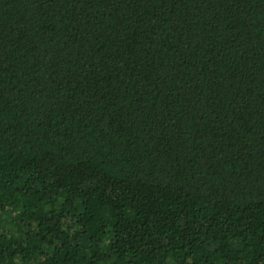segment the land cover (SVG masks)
Wrapping results in <instances>:
<instances>
[{
  "label": "trees",
  "instance_id": "16d2710c",
  "mask_svg": "<svg viewBox=\"0 0 264 264\" xmlns=\"http://www.w3.org/2000/svg\"><path fill=\"white\" fill-rule=\"evenodd\" d=\"M0 264H264V0H0Z\"/></svg>",
  "mask_w": 264,
  "mask_h": 264
}]
</instances>
